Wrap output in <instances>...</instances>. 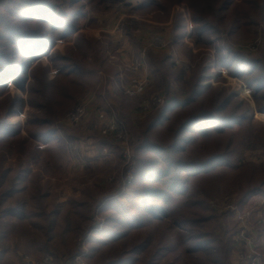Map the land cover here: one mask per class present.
Masks as SVG:
<instances>
[{"label":"rangeland","instance_id":"1","mask_svg":"<svg viewBox=\"0 0 264 264\" xmlns=\"http://www.w3.org/2000/svg\"><path fill=\"white\" fill-rule=\"evenodd\" d=\"M9 1L17 3L18 0H5L2 3L1 11L6 14L9 7H14ZM47 1L56 5V13L79 17L76 21L79 26L77 33L69 41H58L53 50L62 55L71 54L72 49L77 48L78 39L84 37L90 40L93 45L85 67L96 68L99 81L73 106L76 108L95 95L96 99L91 102L86 117L78 124L67 122L68 115L75 108L66 116L73 108L66 101V111L61 108L59 110L58 106H48L47 127L55 131L59 143L51 147V157L42 156L37 162L29 161L30 176L40 184H45L51 193L50 199L61 210L71 208L72 201L85 203L90 222L85 226L84 235L72 236L65 231L70 225L61 220L62 217L55 218L56 228L49 232L51 218H47L39 220L37 229L27 234L26 228H22L20 224L13 227L6 224L10 218L6 217L5 208L16 205V202L13 201L10 206L6 204L3 194L7 188L0 186V264H23L25 256L39 259L47 255L53 257L54 264H66L78 253L85 254L86 260L93 247L88 240L91 236L104 227L118 232V223L113 219L127 221V218L117 209L119 205H116L114 211L103 207L106 201L117 199L126 191L124 184L130 183L125 182L126 174L131 164L136 169L137 147L143 140L141 128L163 106L150 113H144L139 108L148 99L164 93H168L169 103L173 98L185 100L189 95V82L195 77L201 78L198 80L200 85H210L214 89V95L205 102L206 106L210 105V100L215 104L217 92L221 91L223 97L235 95L236 101H242L246 109H249L250 119L228 130L237 149L238 159L235 165L244 167L247 171L264 167V113L257 107L252 88L246 79L234 75L231 68L220 63L223 58L236 53L249 59H258L264 65V0ZM150 2H153L152 6L144 7L145 3ZM71 16L66 18L72 21ZM204 27V32H200ZM157 35L173 42L179 63L167 58L166 75L155 76L151 70L150 58L158 60L170 56L166 51L150 50L147 53V66L154 80L147 90L135 97L120 92L111 95L108 91L110 86L116 91L112 79L119 76L121 69L126 74L130 73L127 79L133 77L135 73L128 66L132 65L152 37ZM251 45H255V48ZM41 65L48 69V80L53 82L56 70L50 67L47 56L42 58ZM104 79H107L106 88H103ZM9 93H17L28 99V95L21 93L13 84H10ZM104 93L108 100L117 105V115L125 126L127 140H120L115 135L102 136L100 133L98 115L99 108L105 106L102 99ZM29 116L31 115L26 107L20 116L3 115L0 121L11 125L19 122L25 127L31 121ZM208 124L213 125L201 122L202 126ZM151 139L155 143H163L154 135ZM211 139L209 138L210 143L213 141ZM198 140L197 145L192 144L187 148L186 157L189 156L188 150L202 152L210 147L205 144L204 138L200 137ZM20 144V141H4L0 144V150L5 147L13 149L16 145L21 146ZM72 144L77 148L75 152L79 153L77 158L72 156ZM28 147L33 148L34 144L31 143ZM126 148L131 149V159H128ZM56 150L57 163L51 164L47 159H56ZM18 157V154L10 155L9 160L12 162L5 165H11L16 170ZM22 159L26 160L25 156L22 155ZM224 168L226 165L218 166L212 172L220 174ZM31 177H27L26 183H30ZM122 196L124 200L121 201H125L126 196ZM244 197L239 186L235 185L229 194L210 199V208L219 218V225L214 228L213 233L220 237L223 244L231 234V250L228 251L230 264H264V235L258 230L264 225V193L250 196L241 206L239 203ZM27 198L21 204L24 208L30 203ZM179 201L181 197H176L175 202ZM176 213L171 214V218L153 222L152 228L156 230L154 238L149 244L141 242L145 244L143 250L132 254L134 258L131 261L128 259L130 249L125 247V243H120L110 245L108 251L101 258L95 259L93 264H201L196 260L199 259V254L186 250L187 242L183 241L184 234L194 236L195 233L181 224L182 218ZM126 231L128 230H123L125 234ZM129 240L134 246L138 243V239ZM103 250L101 248L100 251ZM132 250L135 251L134 248ZM52 253L59 255V259L55 260ZM86 262L89 263L87 260Z\"/></svg>","mask_w":264,"mask_h":264},{"label":"trees","instance_id":"2","mask_svg":"<svg viewBox=\"0 0 264 264\" xmlns=\"http://www.w3.org/2000/svg\"><path fill=\"white\" fill-rule=\"evenodd\" d=\"M4 2L0 0V118L3 115L20 116L26 107L31 115V121L25 127L19 122L11 125L0 121V144L4 141L21 142V146L13 147L14 151L8 147L0 150V186L7 188L3 200L9 206L16 202V205L5 208V215L10 218L6 224L10 227L20 224L29 234L37 229L39 220L51 218L48 229L52 232L56 228L55 220L62 217L61 220L70 225L65 231L72 236L84 235L85 226L90 222L86 214L87 205L72 201L71 208L61 210L50 199L51 193L45 184L30 176L29 161L37 162L42 156L51 157V147L59 143L55 131L47 127L48 106H58L59 110L66 111L65 101L73 107L98 83L96 68L85 67L93 44L82 37L77 40V48H73L71 54L55 52L53 48L58 41H69L77 33L78 16L64 13L63 18L56 13V5L47 0L9 1L14 7H9L6 14L1 11ZM151 3H145L144 7L152 6ZM67 16H71L72 21ZM204 29L200 32L203 33ZM45 56L50 61V67L56 70L53 82L48 80V69L41 65ZM167 58L170 57L150 58L155 76L166 75ZM220 63L231 68L234 75L246 79L257 107L264 113V65L258 59L236 53L223 58ZM195 78L189 82V95L185 100H172L142 126L140 134L143 140L137 147L134 180L124 184L126 191L119 198L106 201L103 207L114 211L119 205L117 209L127 221L113 219L117 221L120 232L104 227L88 239L93 244L91 253L86 257L89 263L93 264L95 259L101 258L110 245L120 243H125V247L130 249L128 259L131 261L134 258L131 255L143 250L144 245L154 238L156 230L152 228L153 222L171 218L170 215L177 212L176 215L182 218L181 224L195 233L194 236L184 234L183 241L187 242L186 250L199 254L198 262L230 264L231 234L223 244L220 237L213 233L219 225V218L210 208V199L229 194L235 185L245 196L239 203L241 206L250 196L264 193V167L247 171L235 165L238 154L228 130L249 120V109L242 101H236L235 95L223 97L221 91L217 92L215 104L210 100V105L206 106L205 102L214 95V89L210 85H200L198 80L201 78ZM10 84L21 93H26L28 99L17 93L11 95ZM203 121L213 123L214 127L209 124L202 126ZM153 135L163 143H155L151 139ZM200 137L210 147L202 152L188 150L189 156L186 157L187 148L197 145ZM209 138L213 140L211 143ZM31 143L33 148L28 147ZM55 152L56 159H47L51 164L57 163L58 150ZM15 154L19 156L16 170L11 165H5L12 162L9 156ZM22 155L26 160L22 159ZM224 165L226 168L220 174H213L214 169ZM28 176L31 177L30 183H26ZM122 195L126 196L125 201H121L124 200ZM26 197L30 203L24 208L21 204ZM176 197H181L179 203L175 202ZM123 230L128 231L125 234ZM258 230L264 235V225ZM131 238L138 239L135 246L129 242ZM101 248L104 250L100 251ZM52 254L55 260L59 259V255Z\"/></svg>","mask_w":264,"mask_h":264},{"label":"built area","instance_id":"3","mask_svg":"<svg viewBox=\"0 0 264 264\" xmlns=\"http://www.w3.org/2000/svg\"><path fill=\"white\" fill-rule=\"evenodd\" d=\"M255 48V45H251ZM257 46V45H256ZM253 48V49H254ZM150 50H159L168 52L172 61L179 63V59L177 57V53H175V48L173 42L168 40L163 36H154L152 37L151 42L148 45H145L139 53V56L133 61L131 66H128L130 70H132L135 75L130 79H127L124 76V72L121 69L119 72V76L113 78V83L116 91H113L111 95H116L118 92L125 94L129 97H135L143 94L150 85L149 79L143 74L148 71L147 66V53ZM250 51H253L250 49ZM255 50V49H254ZM142 73V74H141ZM118 90V91H117ZM168 93H164L161 95L153 96L152 98L145 101L141 106L140 110L144 111V113H150L154 111L158 107H162L169 103V99L167 97ZM95 95H92L89 98V101L84 102L77 106L67 117V122L70 124H78L80 123L87 115L91 102L95 101ZM102 99H104V107L99 108L98 115V127L102 136H110L115 135L120 140H127L126 138V130L124 124L121 122L117 115V105L108 100L107 95L104 93L102 95ZM70 149L73 153V158H77L79 153L74 144L70 145ZM128 159L132 158L131 149L126 148ZM130 160H128L129 162ZM135 177V167L133 164L128 168L125 182H131ZM85 254H76L73 259L67 261L66 264H89L84 259ZM23 264H54L53 257L47 255L43 258L35 259L29 256L24 257Z\"/></svg>","mask_w":264,"mask_h":264},{"label":"crops","instance_id":"4","mask_svg":"<svg viewBox=\"0 0 264 264\" xmlns=\"http://www.w3.org/2000/svg\"><path fill=\"white\" fill-rule=\"evenodd\" d=\"M122 56V55H121ZM120 56V58H122ZM123 58H125L124 56H123ZM171 61V60H170ZM127 72V71H126ZM96 74H97V76H98V78H99V75H98V72H96ZM123 74H125L124 76L127 78V77H129V75H130V73L128 72L127 74L126 73H123ZM142 74V73H141ZM148 79H149V81H150V84L153 82V80H154V77H153V75H152V73H150V71H149V68H148V71L146 72V73H143ZM117 75V74H116ZM107 80V79H106ZM106 80L104 79L103 81V88H106ZM102 86L100 85V88H101ZM108 91L110 92V94H112L113 93V89H111V86L108 88ZM172 95V94H171ZM172 99V98H171ZM173 100H174V98H173Z\"/></svg>","mask_w":264,"mask_h":264}]
</instances>
